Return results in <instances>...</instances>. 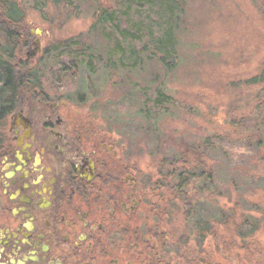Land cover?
<instances>
[{
  "label": "flooded vegetation",
  "instance_id": "obj_1",
  "mask_svg": "<svg viewBox=\"0 0 264 264\" xmlns=\"http://www.w3.org/2000/svg\"><path fill=\"white\" fill-rule=\"evenodd\" d=\"M18 74L34 87L0 120V264H235L225 243L210 242L208 208L195 226L208 198L195 170L190 183L180 170H144L133 143L75 121L61 90L36 80L46 73Z\"/></svg>",
  "mask_w": 264,
  "mask_h": 264
},
{
  "label": "rangeland",
  "instance_id": "obj_2",
  "mask_svg": "<svg viewBox=\"0 0 264 264\" xmlns=\"http://www.w3.org/2000/svg\"><path fill=\"white\" fill-rule=\"evenodd\" d=\"M15 1L26 11V28L32 42L19 53L18 63L37 66L46 49L72 38L96 50H106L100 33L91 30L95 3L66 8L42 7L38 0ZM185 7V19L177 36L179 64L164 76L163 84L166 93L188 109L175 110L158 121H149L141 113L143 105L135 85L151 82L159 69L155 62L145 63L138 70L102 68L95 75L83 65L79 79L68 82L58 94H64L71 117L84 128L106 134L109 140L122 143V148L133 143V161L144 170H164L161 164L166 168L179 154L193 164L205 163L207 172H213L216 189L210 192L208 185L197 179L194 184L201 190L205 188L209 200H199L196 205L206 211L208 208L210 218L212 213H220L224 221L213 223L210 242L225 243L227 255L235 264H264V184L250 181L247 187L243 184L238 189L230 175L255 165L262 172L264 143L257 159L240 162L231 161L219 148L210 153L204 144L211 135H227L233 120L254 115L264 102V0H186ZM163 18L157 16L156 23ZM36 42L41 45L39 53L33 45ZM255 77L260 82H249ZM49 92L58 96L51 88ZM225 214L231 216L230 221ZM242 215L262 220L260 230L251 234L246 229L248 237L242 238L238 232L245 220ZM184 221L180 215V230L190 234L194 222L188 226Z\"/></svg>",
  "mask_w": 264,
  "mask_h": 264
},
{
  "label": "trees",
  "instance_id": "obj_3",
  "mask_svg": "<svg viewBox=\"0 0 264 264\" xmlns=\"http://www.w3.org/2000/svg\"><path fill=\"white\" fill-rule=\"evenodd\" d=\"M38 3L42 7L63 5L66 8L77 3H95L96 13L91 30L100 33L107 47L105 51L96 50L93 46L72 38L46 49L44 58L37 66L29 67L18 63L19 53L30 41L26 28V11L15 0H0V120L12 111L16 99L24 91L22 87H34L18 72L32 70L46 73L45 76L38 75L36 80L45 77L53 91L61 90L70 81H77L83 65L95 75L102 68L118 66L121 69L138 70L145 63L155 62L159 69L151 82L135 85L140 95L138 99L143 105L141 113L149 121H158V118L170 116L175 110L188 109L166 93L163 84L164 76L179 64L177 36L185 19L186 0H114L110 3H102L100 0H38ZM157 16L164 17L159 24L156 23ZM47 72L52 73L47 75ZM61 72L64 74H60ZM257 81L259 78L255 77L249 82ZM231 130L225 136L215 134L205 138L206 151L213 153V150L219 148L228 159L235 162L248 158L257 159V152L264 143V102L259 104L254 115L233 120ZM257 166L241 173L240 170L232 171L231 183L238 186V189L243 188V184L247 187L251 184L250 181L264 184V170H257ZM162 167L164 170H180L179 183H190L192 177L188 176L189 170H195L193 182L198 183L196 181L199 179L208 185L210 192H215L213 172H206L209 167L203 162L193 164L184 154H179L177 159H173L166 166L167 169L161 164ZM196 170L203 171L197 174ZM195 207L199 209L196 214L200 217L195 222L197 228L204 221L206 208H198V205ZM225 215L226 220L230 221L231 216ZM244 218L238 227L242 238L248 237L245 234L246 229L254 234L263 225L262 220L249 216ZM210 220L212 225L224 222L222 217L220 219V213H212Z\"/></svg>",
  "mask_w": 264,
  "mask_h": 264
},
{
  "label": "water",
  "instance_id": "obj_4",
  "mask_svg": "<svg viewBox=\"0 0 264 264\" xmlns=\"http://www.w3.org/2000/svg\"><path fill=\"white\" fill-rule=\"evenodd\" d=\"M40 51H41V48L38 49V52H40Z\"/></svg>",
  "mask_w": 264,
  "mask_h": 264
}]
</instances>
